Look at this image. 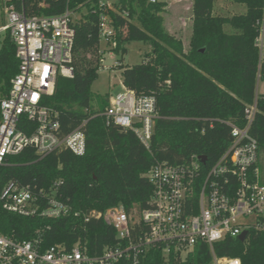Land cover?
Listing matches in <instances>:
<instances>
[{
  "label": "trees",
  "instance_id": "1",
  "mask_svg": "<svg viewBox=\"0 0 264 264\" xmlns=\"http://www.w3.org/2000/svg\"><path fill=\"white\" fill-rule=\"evenodd\" d=\"M218 0H192V34L188 48L182 39L164 27L165 0H121L120 10L128 18L113 14L117 47L123 59L127 45L144 42L152 51L134 66L121 64L122 84L137 97L156 98L155 122L150 152L128 129L108 121L104 112L110 95L95 99L94 82L101 69V40L98 14L92 0H19L30 15H62L67 6L85 14L75 24L74 77L60 78L48 105L58 113L63 135L83 127L87 150L82 157L69 151L38 160L29 150L14 157L2 169L3 182L16 180L23 186L49 187L61 182L59 196L74 211L105 212L123 206L128 213L150 207L153 187L145 175L157 162L172 166L188 163L193 157H206L208 170L230 144V128L224 121L246 125L245 109L257 102L258 112L251 134L258 141L260 182L264 185V95L258 96V78L264 77V63L256 38L264 18V0H226L246 6L244 14L214 15ZM229 28V29H228ZM18 71L16 48L7 35L0 48V97H6ZM96 102L93 108L92 103ZM49 225L47 246L63 243L71 247L78 239L88 245L91 255L116 245L117 231L104 220L85 223L71 215L41 221L0 212V231L27 239L41 225ZM219 257L240 259L242 264H264V234L250 231L245 241L227 237L214 245ZM207 245L198 243L184 262L173 255L166 258L161 248H151L141 264H210Z\"/></svg>",
  "mask_w": 264,
  "mask_h": 264
},
{
  "label": "built area",
  "instance_id": "2",
  "mask_svg": "<svg viewBox=\"0 0 264 264\" xmlns=\"http://www.w3.org/2000/svg\"><path fill=\"white\" fill-rule=\"evenodd\" d=\"M120 1L92 0L101 44H106L109 53L117 47L113 14L128 18L126 11L120 10ZM0 10L6 22L0 33L14 43L18 61L8 95L0 97V212L41 221L71 215L82 217L85 223L102 219L117 231L119 240L116 245L104 247L100 254L91 255L82 239L71 247L63 243L47 246L49 225L37 227L27 239L0 231V264H141L142 256L155 247L161 248L166 258L173 255L184 262L198 243L208 246L210 264H242L240 259L217 256L214 245L245 232L247 237L250 231L264 234L258 141L250 132L258 112L257 102L246 107L244 127L224 121L230 128V144L208 170L204 169L207 163L202 164L196 156L180 166L155 163L145 175L153 187L148 209L128 213L119 206L105 212H76L59 196L61 182L49 187L23 186L16 180L3 182L1 171L12 165L14 157L29 150L38 160L63 151L77 157L86 154L83 127L87 122L63 135L59 113L47 102L60 78L74 77L75 24L85 14L84 4L78 6L79 11L67 6L62 15L56 16L30 15L19 0H0ZM256 47L261 67L264 18ZM105 52L100 51L103 68H107ZM103 114L109 122L131 130L150 152L158 118L155 97H137L126 90L110 99Z\"/></svg>",
  "mask_w": 264,
  "mask_h": 264
},
{
  "label": "rangeland",
  "instance_id": "3",
  "mask_svg": "<svg viewBox=\"0 0 264 264\" xmlns=\"http://www.w3.org/2000/svg\"><path fill=\"white\" fill-rule=\"evenodd\" d=\"M116 0H110L114 2ZM166 12L163 15L165 29L176 38L182 39L185 47L188 48L191 34H192V0H165ZM246 12V6L237 4L231 1L218 0L214 15L232 17ZM4 15L0 10V28L5 24ZM229 29V28H228ZM6 34L0 33V48L5 40ZM102 51H106L103 55L105 59L104 65L107 68L101 67L99 71V78L92 86V92L95 99H104L107 94L111 99L118 94H125L126 90L122 84L121 67L134 66L140 64L146 54H150L152 48L144 42H132L127 45V53L121 57L115 52L109 53L106 44L102 42ZM258 96L264 95V77L258 78L257 89ZM96 106V102L92 103V107Z\"/></svg>",
  "mask_w": 264,
  "mask_h": 264
},
{
  "label": "water",
  "instance_id": "4",
  "mask_svg": "<svg viewBox=\"0 0 264 264\" xmlns=\"http://www.w3.org/2000/svg\"><path fill=\"white\" fill-rule=\"evenodd\" d=\"M200 161H201L202 164H206V163H207V158H206V157H200ZM246 237H247V232L243 233V234L239 237V239H240L241 241H245V240H246Z\"/></svg>",
  "mask_w": 264,
  "mask_h": 264
}]
</instances>
